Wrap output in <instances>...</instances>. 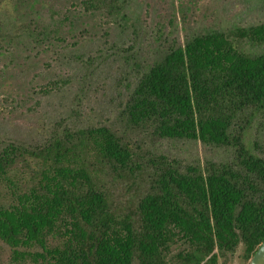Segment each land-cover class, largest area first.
<instances>
[{
  "label": "trees",
  "instance_id": "trees-1",
  "mask_svg": "<svg viewBox=\"0 0 264 264\" xmlns=\"http://www.w3.org/2000/svg\"><path fill=\"white\" fill-rule=\"evenodd\" d=\"M129 2L0 0V61L88 53L99 45L85 39L89 19L118 25ZM240 39L264 44V23L195 34L141 72L123 110L130 127L234 157L186 170L162 157L127 212L107 183L139 165L112 127L52 122L36 142L0 136V264H218L239 245L248 263L264 239V152L245 142L264 109V51L246 52ZM60 81L39 90L51 94Z\"/></svg>",
  "mask_w": 264,
  "mask_h": 264
},
{
  "label": "rangeland",
  "instance_id": "rangeland-1",
  "mask_svg": "<svg viewBox=\"0 0 264 264\" xmlns=\"http://www.w3.org/2000/svg\"><path fill=\"white\" fill-rule=\"evenodd\" d=\"M109 20L103 15L89 19L85 39L94 38L99 45L88 53L70 47L71 52L60 55L34 50L0 61V136L36 142L52 122L112 127L133 144L139 165L131 176L107 183L114 205L127 212L149 187V176L162 157L182 170L234 157L225 147L193 139H159L148 129L130 127L123 110L141 72L168 46L182 45L195 34L232 33L237 27L264 23V0H130L122 22L111 26ZM238 41L246 52L264 51V44ZM53 78L61 79L60 88L51 94L41 92L40 86ZM21 96L27 97L21 100ZM250 121L245 142L262 153L264 109ZM218 264H248L242 245Z\"/></svg>",
  "mask_w": 264,
  "mask_h": 264
},
{
  "label": "water",
  "instance_id": "water-1",
  "mask_svg": "<svg viewBox=\"0 0 264 264\" xmlns=\"http://www.w3.org/2000/svg\"><path fill=\"white\" fill-rule=\"evenodd\" d=\"M248 264H264V239L251 256Z\"/></svg>",
  "mask_w": 264,
  "mask_h": 264
}]
</instances>
